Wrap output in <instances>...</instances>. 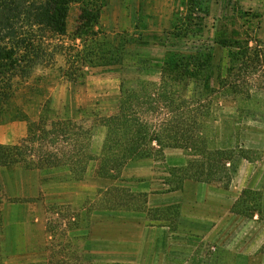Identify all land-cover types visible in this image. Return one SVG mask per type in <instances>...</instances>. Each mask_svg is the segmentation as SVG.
<instances>
[{"label": "crops", "instance_id": "1", "mask_svg": "<svg viewBox=\"0 0 264 264\" xmlns=\"http://www.w3.org/2000/svg\"><path fill=\"white\" fill-rule=\"evenodd\" d=\"M156 1L109 0L99 25L112 39L121 34L139 33L144 29L140 30L137 15L143 9L147 17L144 7ZM170 6L175 9L171 3ZM175 12H172L171 26L178 17ZM109 36L102 47L108 54L121 43L119 39L110 40ZM129 58L128 62L126 56L121 58L115 54L110 62L85 63L80 81L70 82L62 77L47 97L55 120L81 121L83 109L97 106L113 93L120 94L123 80L141 74L139 55ZM66 66L65 60L56 65L57 69H66ZM25 111L32 120H39L41 108L25 107ZM28 134V122H6L0 125V145H19ZM105 134L103 130L99 136L93 135L92 155H101ZM90 164L85 178L78 182L72 180L68 166L49 170L21 166L0 169V264H264V220H260V216L264 218V210L263 213L251 210L248 217L235 211L245 190H264L262 170L258 171L249 160L235 162L228 188L187 180L181 190L171 191L166 178H149L154 175L152 169L150 174L124 170L123 181H114L115 187L148 194L150 210L172 209L176 214L173 220L151 218L147 212L104 208L100 202L103 195L95 193L101 180L91 173ZM186 164L183 161L174 165ZM126 173L131 180H124ZM132 177L145 179L132 181ZM93 196H97L98 207L91 216V225H84L87 209L81 207L75 217L80 226L74 230L67 223L64 225L68 228L67 236L75 234V238L60 248L59 231L48 223L57 221L62 210L72 216V209L81 198L84 203ZM73 248L79 252L80 260L76 262ZM62 249L64 257L58 258Z\"/></svg>", "mask_w": 264, "mask_h": 264}, {"label": "trees", "instance_id": "2", "mask_svg": "<svg viewBox=\"0 0 264 264\" xmlns=\"http://www.w3.org/2000/svg\"><path fill=\"white\" fill-rule=\"evenodd\" d=\"M84 1L0 0V125L9 121L29 124V134L19 145H0V169L21 166L49 170L68 166L72 180L78 182L85 178L88 165L94 161L97 178L123 181L121 177L129 163L163 160L168 146L185 151L189 157L186 166L169 170L171 191L181 190L187 180L228 188L231 168L243 145H232L226 140L218 146L212 125L217 122L216 106L222 93H229L235 100L251 101L254 92L264 91L263 44L255 40L252 46L251 39L234 37L217 42L228 50L229 67L225 77L224 69L214 64L215 56L211 52H168L159 83L122 82L116 113L103 123L106 137L101 155L95 157L90 152L93 132L75 128L70 121L55 120L50 100L36 98L37 94L43 96L38 84H22L35 77L38 67L52 59L51 42L68 33L71 7ZM195 4L190 0L186 6L194 11ZM83 13L82 27L75 39L82 38V28L91 31L99 25L100 9L87 3ZM175 28L180 31L178 26ZM102 47L103 43L98 44V52H88L81 56V61L90 64L99 57L103 61ZM217 69L218 89L211 84ZM72 75V70L66 74L70 82L75 81ZM192 83L198 87L189 91ZM22 92L24 104L19 105L17 101ZM33 106L37 110L41 108L39 120H32L25 111V107ZM101 193L104 194L101 202L107 210L147 212L155 218L147 206L148 194H135L115 186ZM253 195V191L245 190L235 211L250 216L252 209H247L246 204Z\"/></svg>", "mask_w": 264, "mask_h": 264}, {"label": "rangeland", "instance_id": "3", "mask_svg": "<svg viewBox=\"0 0 264 264\" xmlns=\"http://www.w3.org/2000/svg\"><path fill=\"white\" fill-rule=\"evenodd\" d=\"M108 1L109 0H85L84 3L81 2L72 5L68 20V33L65 36L56 37L51 42L49 53L52 54V59L48 60L47 65L38 67L34 75L35 77L30 81L22 83L38 84L40 94L43 95L39 96L37 94L38 97L36 98H38V100H45L49 96L51 88H53L62 77L67 79L66 74L69 70L73 71L72 78L73 80L75 79V81L81 80V77H84L81 72L82 66L84 65V62L81 61V56L86 55L92 50L98 52V44H104L109 35L98 25L91 31L87 28H82L80 30L82 38L75 39V35L78 32L77 30L82 27L81 17H83L84 14L83 8L88 3L91 4L93 8L97 10L100 9L102 13ZM189 1L190 0H157V3L152 2L151 4H147L144 7V11L148 16L145 17L143 15V9H141V15H137L138 26L140 30L144 29L143 31H138L139 33L121 34L120 37H116V39H112L109 36V38H111L110 40L119 39L121 43L115 50L110 49V54L106 52L107 55H109L108 57L104 50L101 52L99 51L105 54L104 61L110 62L111 57L118 54L121 58H125L126 56L129 62V56L139 55L138 63L141 74H138L136 77L132 76L131 79H125L122 82L125 84H135L139 80H146L159 83L161 80V70L168 52H177L180 54L211 52L215 56L214 64L216 66L220 65L224 69L223 77H225L227 76L229 67L228 50L223 48L222 45L217 44V42L221 41V39H225V37H234L236 39L249 38L253 41L251 44L252 46H255V40H259L264 46V0H194L196 3L194 11L186 6L189 4ZM170 3L175 9L172 8V6L169 8ZM182 7L184 10H181ZM91 10L94 9L91 8ZM138 10L139 9L136 11ZM175 10V14H177L178 17L172 24L174 26H171L172 21H174V14L172 12ZM169 25L172 27L171 29ZM176 26H178L180 31H177L175 28ZM146 27L149 30L145 31ZM154 29H156V32ZM153 33L155 35H153ZM141 52L147 53L143 54ZM153 54H155L154 56L156 58L152 57ZM76 56L79 57L77 58ZM99 58L94 59V63L97 64L101 62ZM63 60H65L67 64L65 67L66 69H57L56 65ZM151 69H156V71H151ZM218 76L219 71L217 69L211 80V84L217 89L220 83ZM153 77H156L157 80H154ZM194 84L189 91L198 87ZM201 84H204V82ZM23 94V92L19 94L17 101L19 105L24 104ZM253 96L254 98L251 101H244L242 99L235 100L229 93L220 94L218 100L219 106H216L217 112L215 113L216 118H214L217 122L214 121L215 123L212 125L215 127L214 133L218 136V146H222L223 142H226V140L232 145H236L237 143L242 144V151H238L235 162L238 164L248 157L253 167L258 171L262 170L260 176L264 182V91L260 92V90H257L254 92ZM119 98L120 94L116 93L115 95L113 93L107 100H101L97 106L91 105L83 109L82 114L79 116V118L83 120H74L75 123H73V126L78 129L83 128L84 130L92 131L94 135L98 136L103 130H105L106 133L103 123L109 116L116 113ZM52 117L51 115V118ZM164 154L165 159L163 160L160 159L156 161L150 159L131 162L125 170L132 173L139 171L144 174H150L149 172L152 169L154 175H151L153 177L149 178L160 180L166 178L165 180L168 182V180L171 179L169 170L180 167L175 166L177 163L183 161L187 163L189 157L185 151L173 149L168 146H166ZM93 155L98 157V155L94 153ZM96 167V163L92 162L90 164V170L91 173H94V176ZM128 175L126 173L124 180H131L128 178ZM141 179H145V177H132V181ZM100 180V186L97 187L98 190H96V194L99 193L104 195L101 192L115 185L114 181ZM93 186L94 185H91V187ZM170 188L172 189L173 186L170 185ZM92 190H94V188ZM253 192L255 195L252 196L253 198L248 199L247 204L254 212L263 213L264 190ZM82 199L84 198H81L78 205L76 204L73 208L74 210L72 209V216H69L62 210L57 221L48 223L51 228H56L59 231L60 236L58 235L57 240L59 242L58 244H61L60 248H65L66 242H72V237L75 238V234L67 236L66 231L68 228L64 225L67 223L68 226H70L69 228H74V230L77 226H80V221H75V219L78 220L75 217L79 214L78 211L81 207L87 209L84 214L86 218L84 225H91V216L98 207L97 196L89 197L84 200L86 201L84 203ZM161 210L162 209L153 210V216L155 218L159 217L173 220V217L176 215L172 209ZM67 219L71 221H67ZM261 219L264 220V218L260 216V220ZM72 252L74 262L80 260L79 252H77L75 248L72 249ZM59 253L58 258H60V256L64 257L63 249L59 250Z\"/></svg>", "mask_w": 264, "mask_h": 264}]
</instances>
